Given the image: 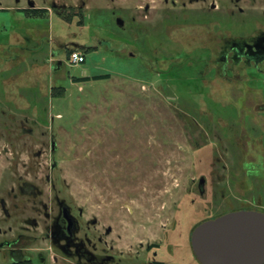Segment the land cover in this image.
Masks as SVG:
<instances>
[{
    "label": "rangeland",
    "instance_id": "374dc122",
    "mask_svg": "<svg viewBox=\"0 0 264 264\" xmlns=\"http://www.w3.org/2000/svg\"><path fill=\"white\" fill-rule=\"evenodd\" d=\"M28 1L38 10L19 12ZM0 2V197L54 165L58 200L97 221L81 232L90 246L105 235L139 259L166 242L173 264L182 252L189 264L202 221L264 205V73L214 59L227 33L264 24L239 10L262 15L264 0ZM77 51L86 61L72 64Z\"/></svg>",
    "mask_w": 264,
    "mask_h": 264
},
{
    "label": "flooded vegetation",
    "instance_id": "af4514ba",
    "mask_svg": "<svg viewBox=\"0 0 264 264\" xmlns=\"http://www.w3.org/2000/svg\"><path fill=\"white\" fill-rule=\"evenodd\" d=\"M240 1L237 0V3ZM31 2L33 1H28L30 8L22 9L19 12L24 14L36 12L38 9L35 8V4L31 6ZM51 6L55 14L60 17L63 15V8L55 2H52ZM239 10L244 16L242 21L248 18L252 22L254 20L264 22V13L262 15L249 14V16L244 15L242 9ZM230 15L235 17L234 12ZM261 25L258 29H252L241 35L233 32L227 33L228 40H223L224 42L220 45L219 56H214L215 62L235 64L242 71L246 68L245 74H249L253 69L256 70V73H264V24ZM242 64L246 65L245 68L241 66ZM38 156L41 158L43 152H39ZM53 168L54 165L50 168V174L46 175L43 180L44 184L38 185L32 180H20L18 184L7 188L5 196L0 197V240L2 241L0 251H2L5 261H10L9 264H57L60 261L57 256L60 251L68 259L75 258L77 264H173L168 260L166 252H162V245L166 247L165 250L168 247L166 242L147 246L144 256H140L139 259L130 258L131 256L126 257L122 251L116 249V242L108 244L105 235L98 237V246L95 244L90 246L91 239L88 238V232H84L83 235L81 232L85 228L90 230L91 225H96L97 221L93 220L83 224L81 209L78 214H75L70 203L58 200L55 180L51 174ZM48 186L50 187L49 197H47L46 189ZM255 202H247L231 211L264 212L263 201L259 199L257 203ZM27 205L30 207L28 208ZM26 212H30L34 217L21 218V215ZM225 213L227 212L209 219ZM11 220L20 223V227L17 232L12 234L13 237L7 238L5 236L7 233L2 230L1 225ZM12 230L13 227H9V231L12 232ZM37 231L41 233L38 234ZM111 232L110 229L106 235L109 236ZM39 242H44L45 245L39 246ZM176 257L172 260H177L174 261V264H185L184 252L178 255V258ZM188 260L189 264H202L196 256L192 244L188 251Z\"/></svg>",
    "mask_w": 264,
    "mask_h": 264
},
{
    "label": "water",
    "instance_id": "95a60500",
    "mask_svg": "<svg viewBox=\"0 0 264 264\" xmlns=\"http://www.w3.org/2000/svg\"><path fill=\"white\" fill-rule=\"evenodd\" d=\"M191 244L202 264H264V212L237 210L206 220L194 228Z\"/></svg>",
    "mask_w": 264,
    "mask_h": 264
},
{
    "label": "built area",
    "instance_id": "2783aa9c",
    "mask_svg": "<svg viewBox=\"0 0 264 264\" xmlns=\"http://www.w3.org/2000/svg\"><path fill=\"white\" fill-rule=\"evenodd\" d=\"M69 60L72 64H80V63H84L86 61V57L77 51V52H73L70 55Z\"/></svg>",
    "mask_w": 264,
    "mask_h": 264
},
{
    "label": "trees",
    "instance_id": "16d2710c",
    "mask_svg": "<svg viewBox=\"0 0 264 264\" xmlns=\"http://www.w3.org/2000/svg\"><path fill=\"white\" fill-rule=\"evenodd\" d=\"M71 54H72V53H71ZM71 54H70V55H71Z\"/></svg>",
    "mask_w": 264,
    "mask_h": 264
}]
</instances>
